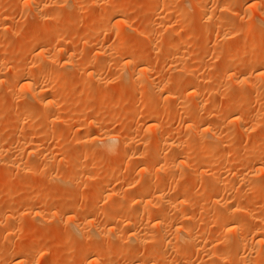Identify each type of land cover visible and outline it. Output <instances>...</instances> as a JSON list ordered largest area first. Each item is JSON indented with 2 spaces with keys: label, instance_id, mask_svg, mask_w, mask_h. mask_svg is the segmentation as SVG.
I'll return each instance as SVG.
<instances>
[{
  "label": "rangeland",
  "instance_id": "374dc122",
  "mask_svg": "<svg viewBox=\"0 0 264 264\" xmlns=\"http://www.w3.org/2000/svg\"><path fill=\"white\" fill-rule=\"evenodd\" d=\"M91 1L87 0V5L83 2L80 7L82 9H76L71 0L68 3L62 0H0V163L3 161L0 164V264H22L21 261H25L23 264H256L263 254L258 248L262 249L259 240L263 239L264 235L262 232L263 235L257 237L253 233L254 228L262 231L260 226L264 227V172L261 171L264 167V100L261 98L262 102H256L253 93L256 89L261 91L264 88V76L252 77L255 87L258 88L249 89V99L242 109L238 108L236 99L244 96L248 89L245 90L238 84V79L231 76H241L245 70L242 66L259 58L262 60L256 67H261L264 72V0H231L228 13L223 12L220 7L222 0H203L207 11L209 9L207 15H203L204 19L189 0L181 5L184 7L181 15L176 14L174 10L176 11L177 7L175 5L180 7L179 3L184 0H176V3H167L164 0H161L163 3L160 0H97L100 4L98 8L92 7ZM112 5L121 7L122 14L113 18V15L106 13L103 8L110 11ZM165 8L168 12H165ZM93 13L94 17L87 19ZM163 21L173 24L165 25ZM250 24L251 31L255 29V34L252 33L253 44L239 46V32L247 30ZM167 28H170L171 32ZM117 30L120 31V36L117 35ZM60 32L67 33L65 35ZM59 34L65 37L72 34V37L68 38L72 39L71 42L68 39L64 42L70 43L68 45L71 50L69 49L68 54L60 50L66 45L56 43L48 45L47 49H43L44 52L39 49L33 52V47L30 48L50 37L55 39ZM32 39L33 41H30ZM105 43L108 45H104ZM72 51L77 52L74 57L66 60L62 57ZM40 52L44 53L46 58L55 57L52 64L45 62V67L41 70L48 69L47 72L61 77L62 84L64 83L57 92L42 93L39 99L41 101L35 100L26 86L28 81L32 80L25 78V81L23 75L17 72L22 67L37 71L38 66H41L38 59ZM130 55L135 62L128 66ZM34 56L38 57L36 58L40 63ZM225 62H229L231 66L236 62L237 64L232 66L234 70L221 69L220 66ZM190 64H193L194 70L189 73L186 67ZM239 64L242 65L238 66ZM87 73L97 74L95 78L91 76L90 79L79 80L81 74ZM47 77L35 76V79L40 86L42 83L46 88L53 84V77ZM92 79L95 81L92 82ZM152 79L155 83H165L155 90ZM142 83L147 88L142 89ZM191 85L198 92L195 98L185 94ZM174 96L177 99L173 98ZM218 104L221 105L220 108L214 110ZM194 109H198V112ZM146 111L156 112L159 121L156 120V123L147 119ZM120 113L122 114L118 124L112 125V119ZM230 116L245 120L250 126L252 123L256 128L242 137L238 122L232 123L234 126L228 124ZM202 121H205V125H210L213 131L219 132L223 140L233 142L224 147L230 152V157H225L226 164L221 168L226 170L225 166L233 164L234 161L236 163L233 164L232 172L221 170V180L226 178V182L228 180L236 184L234 178L243 177L241 175L246 171L247 164L256 163L250 174L253 179L247 178L246 182V185L249 183L250 190L246 189L245 184V187L240 182L239 185L238 182L236 184L238 190L240 187V190H244L243 187L248 190L249 197L241 205L235 203L233 206L235 211L238 210V217L245 219L243 222V219L237 217L240 223L243 222L247 226L241 223L245 227L240 225L238 230L241 229L239 232L249 236L250 242H247L252 245L253 251L248 247V243V248L243 247L239 252L230 250L231 243L220 244L224 232L222 233L223 227L217 217L221 215L220 212H225V209L221 210V204H227L228 199L216 179L217 182L211 179L209 173L205 175L198 172L208 166L199 159L203 153V148L200 147V142H203L201 138L211 139V135L204 136L206 133L198 130ZM188 124H194L193 128L191 127L193 130L190 128L185 131ZM133 125L135 127L131 129ZM152 126L157 127L158 136L166 135L170 129H175L171 141L177 151L167 145L168 147L163 148L164 156L159 158L160 161L153 157V148L149 144L144 145L140 139L145 137L144 134L150 138L151 129H154ZM111 132L128 135L130 144L125 150L118 151V146L112 151L106 150L105 144H102L99 138ZM96 133L102 137H96ZM182 136L187 139H180ZM179 149L188 150L189 157L184 163L181 159H173L178 156ZM225 149L224 152H227ZM97 161L106 164L94 167L93 163ZM198 165L200 169L197 171ZM144 168L148 173L151 171L148 176L143 174ZM100 178L105 179L108 188V195L102 200L98 198L100 187L103 186L98 184ZM130 178L133 183L137 181L129 185ZM147 179L156 186L146 192L138 191L137 185ZM212 181L215 184H212ZM206 184H209L211 189H208ZM158 185H165V189L170 190L171 194L166 192L169 193L168 199L174 202H170L173 206L181 204L175 202L182 201V198L177 196L179 192L191 187L190 193L188 190L186 192L188 196L185 204L188 205L189 202L191 207L184 205L189 209L186 210L185 223L197 227L201 232V235L196 237L197 242L187 243L182 236L176 237L174 231L176 227L182 226L184 217L177 212V215L173 213L174 207H170L171 204L153 212L150 219L141 215L151 207L148 204L139 206V197L145 196L153 203L161 192L160 188H156ZM206 186L207 189L203 188ZM213 186L219 188L215 189ZM220 188L222 193L219 192ZM260 188H263L262 196L259 197H262V201L258 199L260 203H257V206L252 203L251 195L252 192L255 195V191ZM212 193V199L217 203L211 200ZM127 198L133 199V205L125 216L122 209ZM206 198L209 199L208 202ZM113 199L120 201L122 206L109 208ZM254 215L259 216V219ZM165 217L167 218L164 222ZM214 221H217L216 224ZM128 223H135L136 226L129 228L126 226ZM133 234L147 240V251L143 250V243L134 240ZM209 236L212 237L211 241H214H210L204 250L199 251L195 245L204 243V237ZM151 241L155 242L151 244ZM253 241L254 244L257 241L255 246ZM90 242L98 244V248L88 251L87 244Z\"/></svg>",
  "mask_w": 264,
  "mask_h": 264
},
{
  "label": "bare ground",
  "instance_id": "6f19581e",
  "mask_svg": "<svg viewBox=\"0 0 264 264\" xmlns=\"http://www.w3.org/2000/svg\"><path fill=\"white\" fill-rule=\"evenodd\" d=\"M33 1V0H32ZM35 1V0H34ZM39 1V0H38ZM72 1V6H74L76 9L78 8V9H82V8H80V7H82V4H83V2L85 3V2H87V0H71ZM91 1V0H90ZM154 1H158V0H154ZM161 1V0H160ZM159 1V2H160ZM165 2H167V3H176V0H164ZM182 1V0H181ZM180 1V2H181ZM187 2L188 0H184V1H182L181 3H179V1H177V3H179L180 4V7H179V5L177 4V5H175V6H177L176 7V11L174 10V12L177 14H180L181 15V13H183V10H184V7H182L181 5H183V2ZM189 1H191L190 2V4H192V5H194L195 6V9H198V11L200 12L199 13V15L200 14H202L201 16H203V15H207V12L209 11V9H208V11H207V6H206V3H204L203 2V0H189ZM188 1V2H189ZM62 2H70V0H62ZM61 2V3H62ZM89 2V1H88ZM92 2V1H91ZM102 2V1H101ZM162 2V1H161ZM160 2V3H161ZM224 2V3H223ZM230 2H231V0H222V5L220 6L221 7V9L223 10V12L225 11L226 13H228V12H230L229 11V7H228V4H230ZM33 3V2H32ZM159 3V4H160ZM163 3V2H162ZM60 4V3H59ZM86 4V3H85ZM88 4H90V3H88ZM256 4V3H255ZM87 5V4H86ZM90 5H92V7L94 6V8H98V6L100 7V4L98 3V1L97 0H93V2H92V4H90ZM167 5V4H166ZM33 6H34V4H33ZM57 6V5H56ZM102 6V5H101ZM104 6V5H103ZM110 6V5H109ZM185 6V5H184ZM73 7V8H74ZM43 8V7H42ZM41 8V9H42ZM93 8V9H94ZM103 8V7H102ZM170 8H171V6H170ZM186 8V7H185ZM103 9H106V13L108 12V14L110 13L111 15H113V18H115V17H118L120 14H122V9H121V7H119V6H113L112 5V7L110 8V11L108 10V8H103ZM169 9V8H168ZM220 9V10H221ZM35 10V9H34ZM171 10V9H170ZM173 10V9H172ZM230 10H231V8H230ZM39 11V10H38ZM42 11V10H41ZM168 12V10L165 8V12ZM232 11V10H231ZM95 14H96V9H95ZM36 13V12H35ZM185 13V12H184ZM37 14H38V12H37ZM41 14V13H40ZM39 14V16L41 17V15ZM43 14V13H42ZM94 13L92 14V15H90V16H88L87 17V19H91L92 17H94L93 15H95ZM172 14H173V12H172ZM218 14V13H217ZM50 15V14H49ZM49 15H47V16H49ZM175 15V14H174ZM38 16V15H37ZM46 16V15H45ZM51 16V15H50ZM227 16V15H226ZM43 17V16H42ZM109 17V16H108ZM249 17H251V16H249ZM175 18L177 19L178 17H176L175 16ZM202 18V17H201ZM214 18V17H213ZM212 18V19H213ZM39 19V18H38ZM165 19V18H164ZM163 19V20H164ZM182 19H183V17H182ZM203 19H204V16H203ZM209 18H207V20H208ZM211 19V20H212ZM83 20V19H82ZM86 20V19H85ZM115 20V19H114ZM245 20V19H244ZM181 21V20H180ZM248 21V20H247ZM120 22V21H119ZM163 22H165V25H168V24H170V26L173 24H171V23H166V21H163ZM169 22V21H168ZM173 22V21H172ZM250 22V21H249ZM159 23V22H158ZM161 24H162V22H160ZM249 24V23H248ZM164 25V24H163ZM163 25H161V26H163ZM164 25V26H165ZM214 25V24H213ZM160 26V25H159ZM158 26V27H159ZM169 26V27H170ZM174 26V25H173ZM172 26V27H173ZM186 26V25H185ZM249 26V27H248ZM247 27V30H245L244 29V31H243V29L241 30V31H243V32H239V41H238V45L239 46H244V45H250L251 46V44H253L252 42H253V40H252V33L253 34H255L254 32H255V29H254V31L252 32L251 31V24L250 25H248ZM167 27V26H166ZM165 27V28H166ZM171 27V28H172ZM181 27L183 28L184 26L183 25H181ZM262 27V26H261ZM131 28V27H130ZM186 28V27H185ZM243 28H245V27H243ZM107 29V28H106ZM117 29V28H116ZM116 29H114L115 31H116ZM132 29V28H131ZM170 28H167V30H169ZM173 29L175 30V32H176V29L173 27ZM178 29V28H177ZM258 29H260V27L258 28ZM109 30H111V29H109ZM154 30V29H153ZM174 30L172 31V32H174ZM178 30H180V29H178ZM75 31V30H74ZM134 31V30H133ZM166 31V30H165ZM58 32V31H57ZM68 32V31H67ZM66 32V33H67ZM70 32H71V30H70ZM119 32L120 31H118L117 30V35L118 36H120V34H119ZM124 32V31H123ZM122 32V33H123ZM170 32H171V29H170ZM178 32V31H177ZM180 32V31H179ZM59 33V32H58ZM61 33V32H60ZM63 33H65V32H63ZM63 33H61V34H63ZM66 33H65V35H66ZM76 33H78V32H76ZM76 33H72L73 35H77ZM114 33V32H113ZM125 33V32H124ZM128 33V32H127ZM72 34H70L69 35V37H72ZM129 35V34H128ZM56 36V35H55ZM122 36H124V35H122ZM121 36V37H122ZM54 37V36H53ZM67 37V38H66ZM64 36V35H58L55 39H52L51 37L50 38H48V39H46L45 41H43V43H41L40 42V44H38V45H35V46H30V48H32L33 50V52L35 51V50H42V52H44L45 50H43V49H45L48 45H53L54 43H56V45H61V46H65V47H63V48H61L60 50H61V52L63 51H65V53L67 52V54H68V52H69V49H70V46L68 45V43L69 42H71V40L70 39H68L69 37L68 36ZM97 37V36H96ZM117 37V36H116ZM125 37H127L126 35H125ZM74 38L75 37H73V40H74ZM123 38V37H122ZM157 38V37H156ZM67 39L68 40H70L67 44H64V42L66 43L67 42ZM155 40V39H154ZM238 40V39H237ZM30 41H33V39L32 40H30ZM96 41V40H95ZM151 41V40H150ZM158 41V40H157ZM34 42H35V40H34ZM39 42V41H38ZM89 43V42H88ZM165 43V42H164ZM170 43V42H169ZM32 44V43H31ZM70 44V43H69ZM155 44V43H154ZM154 44H153V46H154ZM30 45V42H29V44H28V46ZM67 45L69 46V48L67 47ZM104 45H106V43L104 44ZM108 45V44H107ZM106 45V46H107ZM164 45V44H163ZM106 46H104V47H106ZM160 46H162V45H160ZM58 47V46H57ZM235 47V46H234ZM48 48V47H47ZM46 48V49H47ZM54 48H56V47H54ZM115 48V47H114ZM161 48V47H160ZM58 49V48H57ZM96 49V48H95ZM116 49V48H115ZM236 49V48H235ZM71 50V49H70ZM73 50V49H72ZM111 50V49H110ZM118 50V49H117ZM49 51V50H48ZM81 51V50H80ZM59 52V51H58ZM83 52V51H82ZM118 52V51H117ZM116 52V53H117ZM41 53V52H40ZM57 53V52H56ZM89 53H91V52H89ZM44 53H41L40 54V56H42V57H40V56H36L38 59H40L39 61L41 62V66H43V67H41L40 66V68H39V66H38V68H37V71H33L32 69H28V68H26V67H22V68H20L19 70H17V72H20L22 75H23V78H24V80L26 81V79H28V80H32V81H28V83L26 84V86L28 87V89H29V91L32 93L31 95H32V97L35 99V100H39L40 99V97H42L41 95H42V93L43 94H49V93H53V92H57L60 88H62V86L64 85V83L62 84V82L63 81H61V77L60 78H58V77H55V74L54 73H52V72H50V71H46V70H48V69H46L45 71H42L43 69H44V65H45V62H48L47 64H52V62H54L55 61V57H53V56H48L47 58L46 57H44V55H43ZM67 54H64V55H66V56H62V57H64V59L66 60V59H68V58H70V57H74L76 54H77V52L76 51H72V52H70L69 53V55H67ZM52 55V54H51ZM86 55H88V54H86ZM99 55V54H98ZM104 55V54H103ZM31 56H33V55H31ZM30 56V57H31ZM46 56V55H45ZM29 57V58H30ZM35 57V56H34ZM35 57V60L36 61H38L37 60V58ZM90 57H92V55L90 56ZM129 59H128V61H127V63H128V66H129V64H131V63H133V61L135 62V59L130 55L129 57H128ZM62 59V58H61ZM92 59V58H91ZM90 59V60H91ZM93 59H95L94 58V56H93ZM134 59V60H133ZM70 60V59H69ZM101 60V59H100ZM175 60V59H174ZM262 60V59H261ZM260 58L259 59H254V60H252L250 63H248V64H244L242 67H244L245 68V70L243 71L244 73H242V74H240L241 76H237L236 74L234 75H232L231 76V78H234V77H236L238 80H237V82H238V84H241L244 88H245V90H247L248 89V91L246 92V94L247 93H249L250 91H249V89H252V88H255L256 89V87H255V84H254V82H253V80H252V77L253 76H255V75H257L256 77L258 78V77H260L261 75L262 76H264V72L261 70L262 68L261 67H256V66H258V64L260 63ZM26 61V60H25ZM30 61V60H29ZM28 61V62H29ZM38 61V62H39ZM2 62H4L3 60H2ZM39 62V63H40ZM67 62H68V60H67ZM92 62V61H91ZM105 62H107V61H105ZM104 62V63H105ZM230 62V61H229ZM229 62H225L223 65H221L220 66V68L221 69H226L227 70V68H231V69H233L234 70V68L233 67H235V65L237 64V62H236V64L235 65H230V63ZM38 63V64H39ZM72 63V62H71ZM84 63H86V62H84ZM88 63H89V61H88ZM93 63H94V61H93ZM3 64V63H2ZM43 64V65H42ZM28 65V64H27ZM55 65V64H54ZM53 65V66H54ZM78 65V64H77ZM86 65V64H85ZM91 65V64H90ZM179 65V64H178ZM240 65H242V64H239L238 66H240ZM48 66V65H47ZM46 66V67H47ZM92 66V65H91ZM102 66V65H101ZM100 66V67H101ZM127 66V65H126ZM144 66V65H143ZM183 66V65H182ZM181 66V67H182ZM187 66V65H186ZM2 67H3V65H2ZM11 67V66H10ZM14 67V66H13ZM29 67V66H28ZM59 67V66H58ZM80 67V66H79ZM1 68V67H0ZM41 68H42V70H41ZM64 68V67H63ZM237 68H239V67H237ZM241 68V67H240ZM13 69V68H12ZM75 69V68H74ZM144 69V68H143ZM146 69V68H145ZM2 70V69H1ZM11 70V69H10ZM36 70V69H35ZM55 71H56V69H54ZM95 70H98V69H96L95 68ZM192 70H194V66H193V64L191 65H189V66H187L186 67V71L187 72H191ZM218 70H220V69H218ZM58 71H59V69H58ZM61 71V70H60ZM77 71H78V69H77ZM92 71V70H91ZM1 72H3V71H1ZM54 72V71H53ZM65 72V71H64ZM83 72V71H82ZM133 72V71H132ZM261 72V73H260ZM13 73H15V72H13ZM81 73V72H80ZM98 73V72H97ZM96 73V74H97ZM102 73V72H101ZM1 74V73H0ZM93 74V75H92ZM92 74H81L82 76H80V78H79V80H85L86 78H89L90 79V77L91 76H93V78H95L96 76V74H94V73H92ZM99 74V73H98ZM72 75H73V73H72ZM71 75V76H72ZM80 75V74H79ZM133 76H134V74H132ZM132 75H131V77H132ZM138 75V74H137ZM143 75V74H142ZM35 76H37L38 78H41V77H50V78H52L53 77V84L50 86L49 85V87H44L43 85H42V83H41V86H40V84H38V80H36L35 79ZM70 76V77H71ZM47 77V78H48ZM75 77V76H74ZM99 77V76H98ZM97 77V78H98ZM136 77V76H135ZM143 77H145V76H143ZM1 78V77H0ZM21 78H22V76H21ZM26 78V79H25ZM76 78V77H75ZM133 78V77H132ZM152 78V77H151ZM254 78V77H253ZM34 79V80H33ZM98 79H100V78H98ZM98 79L96 80V81H98ZM135 79V78H134ZM23 80V79H22ZM23 80V81H24ZM45 79H43V81H44ZM79 80H77L78 82H79ZM93 80V79H92ZM153 80V79H152ZM157 80V79H156ZM41 81V80H40ZM83 81H81V82H83ZM88 81V80H87ZM91 81V80H90ZM95 80H93L92 82H94ZM140 81V80H139ZM255 81V80H254ZM65 82V81H64ZM141 82H143V81H141ZM141 82L139 83V85L141 84ZM145 83H146V81H144ZM23 83V82H22ZM80 83V82H79ZM147 83H148V81H147ZM146 83V84H147ZM152 85H153V87H154V89L155 90H157V88H159V87H161L162 85H164V83L165 82H163V81H160V82H156L155 83V81L153 80L152 82ZM45 84V83H44ZM259 84H260V82H259ZM149 85V84H148ZM151 85V84H150ZM151 85V86H152ZM240 85V86H241ZM256 85H258V84H256ZM261 85V84H260ZM142 89L143 88H147V86L145 85V84H143L142 83ZM262 87V86H261ZM242 88V87H241ZM258 88V87H257ZM188 89V90H187ZM186 90V93L185 94H188V95H190V96H192V97H196L197 96V93L198 92H196L195 91V88H194V86L193 85H191L189 88H187ZM264 88H262V90H263ZM134 90V89H133ZM260 90V89H259ZM259 90H257L256 89V91H255V93H253V95H255V96H253V98L255 99V100H257L256 102H258V100H260L261 101V98H262V100H264V92H262V90L261 91H259ZM140 91H141V89H140ZM151 91V90H150ZM159 91V90H158ZM29 92V93H30ZM142 92V91H141ZM152 92V91H151ZM78 93V92H77ZM154 93V92H153ZM163 93V92H162ZM149 94V93H148ZM175 94V93H174ZM173 94V95H174ZM183 93H181V95H182ZM224 94H226V93H224ZM244 95V96H241L240 98H238V99H236V104H237V106H238V108H240V109H242L243 107V105L245 104V102L249 99V98H247V96H248V94L247 95ZM250 94V93H249ZM27 95V94H26ZM29 95V94H28ZM126 95V94H125ZM172 95V94H171ZM177 94H175V96H176ZM179 95V94H178ZM44 96V95H43ZM173 97V98H176V97ZM46 97V96H45ZM221 97V96H220ZM250 97V96H249ZM168 98H170L169 96H168ZM171 98H172V96H171ZM222 98H224V97H222ZM42 99V98H41ZM177 99V98H176ZM192 99V98H191ZM252 99V98H251ZM29 100V99H28ZM194 100V99H193ZM235 100V99H234ZM254 100V101H255ZM1 101V100H0ZM39 101H41V100H39ZM118 101V100H117ZM175 101V100H174ZM251 101V100H250ZM254 101H252V102H254ZM33 102V101H32ZM116 102V101H115ZM249 102V101H248ZM262 102V101H261ZM114 103V102H113ZM116 103H118V102H116ZM115 103V105H117ZM198 103V102H197ZM247 103V102H246ZM43 104V103H42ZM59 105V104H58ZM111 105H112V103H111ZM146 105V104H145ZM148 105V104H147ZM150 105V104H149ZM203 105V104H202ZM31 107H32V105H30ZM220 104H218V105H216L215 106V108H214V110H216V109H219L220 108ZM114 107V106H113ZM213 107V106H212ZM242 107V108H241ZM28 108V107H27ZM94 108V106L92 107V109ZM110 108V107H109ZM112 108V107H111ZM203 108V107H202ZM50 109V108H49ZM139 109V108H138ZM137 109V110H138ZM200 109V108H199ZM26 110V109H25ZM132 110V109H131ZM149 110V109H148ZM195 110V109H194ZM198 110V109H197ZM197 110H195V111H197ZM14 112V111H13ZM52 112V111H51ZM51 112H49V113H51ZM55 112V111H54ZM119 112V111H118ZM198 112V111H197ZM197 112H195V113H197ZM201 112H203V111H201ZM205 112V111H204ZM209 112V111H208ZM84 113V112H83ZM144 113V112H143ZM156 113V112H155ZM155 113H152V112H149V111H146V115L148 116V118L147 119H149V120H153V121H156L159 117H158V114H155ZM200 113V112H199ZM121 114L122 113H120V114H117L116 116H114V118L112 119V125H116V124H118V122H119V119H120V116H121ZM190 114V113H189ZM204 114V113H203ZM125 115V114H124ZM161 115V114H160ZM199 115V114H198ZM206 115H207V113H206ZM150 116V117H149ZM196 116V115H195ZM262 116V115H261ZM26 117V116H25ZM82 117V116H81ZM197 117V116H196ZM196 117H194V119H196L197 120V118ZM258 117V116H257ZM24 118V117H23ZM27 118V117H26ZM29 118V117H28ZM199 118V117H198ZM255 118V117H254ZM47 119V118H46ZM50 119V118H49ZM205 119V118H204ZM256 119V118H255ZM52 121V120H51ZM152 121V122H153ZM157 121H159V120H157ZM157 121H156V123H157ZM238 122V124H239V127L241 128V135H242V137L243 136H246L247 134L246 133H249L251 130H253V128H256V126L255 127H253L254 125H252V123H251V126L250 125H248V123H245V120H241V119H239V118H235V116H230L229 118H228V124H234V122ZM248 121V120H247ZM205 123V121H202L200 124V128H199V126H198V130H201V131H203L202 133H206V135H204V136H207V134H209V135H211V137H209V135H208V137L209 138H211L210 140H205V138H207V137H203V138H201V140H203V142H200V147H202L203 148V153H202V155H201V157L199 158L200 159V161H201V163H205V164H208V166H207V169H205V168H201L200 169V165H198L197 167H196V170L199 168L200 170L198 171V172H200V174H205V173H209L210 174V176H211V179L213 180H215L216 182H217V184H219V187H222L223 189L222 190H225L224 191V193L227 195V199H228V201H227V204H225L226 206H224V204L222 205L221 204V210H223V209H225V212L223 213V212H220V216L218 215V217L217 218H219L218 219V222L220 223V225L223 227V231H222V233L224 232V235L222 234V242H220V244L222 245V244H226V243H231V249L230 250H232V251H237V252H239V250L242 248L243 249V247H246V245H247V243H248V245H249V239H248V235H246V234H244L242 231H240L239 232V230H241V229H239L238 230V228H240V225H241V223L242 224H244L245 226H246V224L245 223H243L244 222V220L245 219H243V217L241 218H239L238 216L239 215H237L238 214V212H237V214H236V211H238V210H234L233 208V206H234V204L236 203H239L240 205H241V203L243 202V201H245V200H247V198L249 197V191L248 190H246V189H249L248 188V184L246 185V182H247V178L248 179H250V178H252V176L250 175L251 174V172H252V168L255 166V164L252 162V164H247V167H246V171H244V173H243V171H242V173H240V174H242L241 176H243V177H241V179H239L238 177L235 179L234 178V180L236 181L235 183L237 184V182H238V185H239V182L241 183V185L243 184H245L246 186H247V188L245 189L244 187H245V185H244V187H243V189L244 190H240L241 189V187H240V189L238 190L237 188H236V186L238 187V185H236V184H234V183H232V182H228V180H227V182L225 181L226 180V178H222L223 180H221V178H220V176L222 175V174H220V173H222L221 172V170L223 169L224 170V168H221L222 167V165L223 164H226V160H225V157H227V156H229V154H230V152H228L224 147L226 146V145H228L229 146V144L232 142V141H230V140H223L222 139V136L219 134V132H216V130L215 131H213L214 129L213 128H211V126L209 127V126H207V125H205L204 123ZM155 123V124H156ZM206 123H207V120H206ZM226 123H227V121H226ZM254 123V122H253ZM197 124V123H196ZM227 124V125H228ZM232 124V125H233ZM237 124V123H236ZM101 125V124H100ZM99 125V126H100ZM194 125V124H193ZM193 125H191L190 126V124H188V126L187 125H185V126H187L186 127V129H185V131H188ZM98 126V125H97ZM154 126H156V125H154ZM234 126V125H233ZM248 126V127H247ZM250 126V127H249ZM135 127V125H133L132 127H131V129L132 128H134ZM153 127V126H152ZM230 127V126H229ZM154 129H151V132H150V129H149V132L151 133L150 135V138H147L146 137V135L144 134L143 136H145V137H141L140 139H141V141H142V143H144V145L145 144H149L152 148H153V157H155V158H157L159 161H160V159L159 158H161V156H164V154H163V148L164 147H166L167 145L168 146H170V147H173V144H172V141H171V138L173 137V135L175 134V129L174 128H172V129H170L169 130V132H167V134L165 135H163V136H161L160 134V136H158V132H157V127H153ZM193 128V127H192ZM191 128V129H192ZM54 129V128H53ZM97 129V128H96ZM130 129V130H131ZM148 129V128H147ZM183 129H184V127H183ZM188 129V130H187ZM195 129V128H194ZM226 129V128H225ZM97 130H99V128L97 129ZM158 130H159V128H158ZM180 130V129H179ZM178 130V131H179ZM193 130V129H192ZM256 129H254V131H255ZM42 131H44V130H42ZM100 131V130H99ZM148 131V130H147ZM182 131V130H181ZM185 131H184V133L183 134H185ZM197 131V130H196ZM226 131V130H225ZM42 134H43V132H41ZM46 133V132H45ZM143 133V132H142ZM180 133V132H179ZM196 133V132H195ZM50 134V133H49ZM98 133H96V135H97ZM104 134V133H103ZM187 134V133H186ZM218 134L221 136V138H220V136H218ZM245 134V135H244ZM181 135V134H180ZM101 136V135H100ZM99 135H97L96 137H100ZM149 136V135H148ZM177 136H179V135H177ZM186 136V135H185ZM102 137V136H101ZM180 137V136H179ZM187 137V136H186ZM180 139H182V140H185V139H187V138H184L183 136L180 138ZM208 139V138H207ZM247 142H249L250 140H249V136L247 137ZM251 139V138H250ZM99 140H101V142H102V144L104 143L105 144V146H106V150L109 152V151H112L114 148H116V146H118V151H122V150H125L126 149V147L128 146V144H130V142H129V140H128V135L127 134H121V133H115V132H111V133H105V135H104V137H102L101 139L99 138ZM132 140V139H131ZM234 140V139H233ZM244 140V139H243ZM31 141V140H30ZM85 141V140H84ZM94 141V140H93ZM97 141V140H96ZM138 141V140H137ZM88 142V141H87ZM92 142V141H91ZM181 142V141H180ZM43 143V142H42ZM85 143V142H84ZM199 143V142H198ZM233 143V142H232ZM93 144V143H92ZM180 144V143H179ZM96 145V144H95ZM143 145V144H142ZM175 145V144H174ZM181 145V144H180ZM34 146V145H33ZM40 146V145H39ZM38 146V147H39ZM93 146V145H92ZM97 146V145H96ZM167 146V147H168ZM187 146H188V144H187ZM35 147H36V145H35ZM182 147V146H181ZM43 148V147H42ZM98 148V147H97ZM173 148H175V146L173 147ZM177 148H179L178 146H177ZM95 149V148H94ZM176 149V148H175ZM190 149V148H189ZM224 149L227 151V152H224ZM96 150V149H95ZM104 150V149H103ZM180 150V149H179ZM178 150V151H179ZM247 150V149H246ZM40 151V150H39ZM176 151H177V149H176ZM190 151V150H189ZM243 151V150H242ZM105 152V151H104ZM143 152V151H142ZM165 152V151H164ZM175 152V151H174ZM239 152V151H238ZM241 152V151H240ZM239 152V153H240ZM245 152V151H244ZM166 153V152H165ZM177 153V152H176ZM179 154H178V156H176L175 158H173V159H181V162L182 163H184V161H186V159L189 157V155H188V150H185V149H182V150H180V152H178ZM229 153V154H228ZM234 153H236V152H234ZM120 154V153H119ZM123 154V153H122ZM138 154H139V152H138ZM163 154V155H162ZM241 154H242V152H241ZM236 155V154H235ZM240 155V154H239ZM15 156V155H14ZM65 156V155H64ZM108 156V155H107ZM118 156H121V155H118ZM125 156V155H124ZM135 156H137V155H135ZM139 156V155H138ZM140 156H142L141 154H140ZM139 156V157H140ZM166 156V155H165ZM233 156V155H232ZM237 156V155H236ZM251 156V155H250ZM128 157V156H127ZM138 157V158H139ZM230 157V156H229ZM7 158V157H6ZM11 158V157H10ZM118 158V157H117ZM133 158H134V156H133ZM167 158V157H166ZM228 158V157H227ZM226 158V159H227ZM129 159V158H128ZM132 158L130 157V160H131ZM140 159V158H139ZM165 158H163V160H164ZM185 159V160H184ZM46 160V159H45ZM101 160V159H100ZM224 160H225V163H224ZM244 160V159H243ZM1 161V160H0ZM228 161V160H227ZM230 162V160L228 161V163ZM238 162V161H237ZM1 163H3V161L1 162ZM0 163V164H1ZM91 163H93V162H91ZM137 163V162H136ZM227 163V164H228ZM233 164L234 163H236L235 161L234 162H232ZM82 164V163H81ZM105 162H100V161H97V162H94L93 163V166L94 165H96V166H105ZM233 164H228L227 166H225L226 167V170H224V171H226V172H228L229 173V171H231V169L232 168H234V165ZM245 163H243V165H244ZM197 165V164H196ZM237 165H239V164H237ZM245 166H246V164H245ZM95 167V166H94ZM168 167V166H167ZM242 167V166H241ZM244 167V166H243ZM147 169H142V172H143V174H146L147 176L149 175V173L151 172H149L148 173V170L146 171ZM233 170V169H232ZM261 171L262 172H264V167L263 168H261ZM117 172V171H116ZM141 172V173H142ZM197 172V173H198ZM225 172V173H226ZM232 172V171H231ZM119 173V172H118ZM148 173V174H147ZM153 173V172H152ZM156 173V172H155ZM133 174V173H132ZM140 174V173H139ZM249 174V175H248ZM252 174H254V173H252ZM206 175V174H205ZM208 175V174H207ZM239 175V174H238ZM135 176V175H134ZM136 176H137V174H136ZM223 176V175H222ZM249 176V177H248ZM139 177V176H138ZM239 177H240V175H239ZM88 178V177H87ZM126 178V177H125ZM132 178V177H131ZM130 178V179H131ZM134 178V177H133ZM230 178V177H229ZM86 179V178H85ZM129 179V180H130ZM142 179V178H141ZM225 179V180H224ZM253 179V178H252ZM88 180V179H87ZM108 180H109V178H108ZM173 180V179H172ZM213 180V181H214ZM251 180V179H250ZM250 180H248V181H250ZM255 180V179H254ZM85 181V180H84ZM96 181H97V179H96ZM131 182L129 183L128 182V184L129 185H132V184H134L135 183V181H137V180H135L134 181V183H133V181H132V179L130 180ZM213 181H212V184H215V183H213ZM230 181V180H229ZM95 182V181H94ZM107 182V181H106ZM109 182V181H108ZM140 182H142L141 180H140ZM209 182H211L210 180H209ZM208 182V183H209ZM86 183V182H85ZM98 184L101 186V185H103L102 187H100V190H99V192H98V198L99 199H101L102 200V198L104 197H106L108 194H107V190H108V188H106V184H105V179L104 178H100L99 179V181H98ZM211 183H210V185H212ZM216 184V185H217ZM251 184V183H250ZM154 185L155 184H153L152 182H150V180H146V181H144V182H142V183H139L138 185H137V187L136 186H134V188L136 187L137 188V190L138 191H140V192H146L149 188H152V187H154ZM207 186H208V189H211L210 187H209V184H206ZM240 185V186H241ZM156 186V185H155ZM165 186V185H164ZM163 185H158L156 188H160L161 189V192H160V195L159 196H157L158 198V200L156 199V201H154L153 203H152V201L150 200L149 201V199L147 200V198L145 197V196H142V197H139V203L138 204H140L139 206H145V205H150V210L149 211H147V212H145L144 211V213L143 214H141V215H143V217H145V216H147L149 219H150V217L152 218V215H153V212H155V211H158L159 209H161V208H164V206H165V208H166V205L167 204H171V203H174V202H171L170 201V199H168V197H169V193L167 194V192L166 191H168V192H170V190H167V189H165V187H164ZM205 186V185H204ZM207 186L206 187H203V188H206L207 189ZM264 186V185H263ZM107 187H108V185H107ZM189 187V186H188ZM187 187V188H188ZM214 187V186H213ZM219 187H214L215 189H217V188H219ZM249 187H251V185L249 186ZM191 188V187H190ZM190 188H189V190H190ZM130 189H131V186H130ZM185 189V190H184ZM183 190H181L180 192H179V195H177L178 197H180V199L182 198V201L181 200H177V201H175V202H180L181 204H180V206H176L175 204V206H173L172 204L170 205V207H174L173 208V213L175 212V214H176V212H177V214H179V215H181V217H184V220H183V222L181 223L182 224V226H178V227H176V231H174L176 234V237H177V235H180V236H182L183 238H184V240L186 239V241H187V243H189V242H197V239H196V237L198 236V235H201V232L198 230V228L197 227H195V226H189V225H186V223H185V221H187V220H185V219H187V217L185 218V216H187L186 214V210L189 208V207H191V204L188 202V205L187 204H185L186 202H187V196H188V193H186L187 192V190H186V188H184ZM200 189H202V188H200ZM262 189L263 188H260V190H258L257 192L255 191V195L253 194V192H252V195H251V193H250V195L251 196H253V202L252 203H254L255 205H257V203L259 204L260 202H259V200L260 201H262L261 199H262V197H261V199H259V197H260V195L262 196V192L264 191V189H263V191H262ZM174 190V189H173ZM188 190V192L190 193V191ZM250 190V189H249ZM252 190H254V189H251V191ZM215 191H217V190H214V192ZM176 192V191H175ZM209 192H211V191H209ZM219 192H221L222 193V191H221V188L219 189ZM204 193V192H203ZM202 193V194H203ZM264 193V192H263ZM170 194H171V192H170ZM200 194V193H199ZM216 194V193H215ZM224 194V196H226ZM136 195V194H135ZM190 195V194H189ZM209 195H211V194H209ZM208 195V196H209ZM138 196V195H137ZM147 196V195H146ZM206 196V195H205ZM212 197H213V193H212V195L210 196V198H211V200H214V199H212ZM103 198V199H104ZM190 198V197H189ZM205 198V197H204ZM192 199V198H191ZM259 199V200H258ZM125 200V199H124ZM205 200V199H204ZM206 200H207V202L209 201V199L208 198H206ZM106 202V201H105ZM171 202V203H170ZM195 202V201H194ZM205 202V201H204ZM212 202V201H211ZM210 202V203H211ZM214 202H216V200H214ZM121 202L120 201H118V200H111L110 201V204H109V208H117V207H119L121 204H120ZM217 203V202H216ZM215 203V204H216ZM202 204V203H201ZM205 204H206V202H205ZM212 204V203H211ZM215 204H213V205H215ZM132 205H133V199L132 198H127L126 199V202H125V205L123 206V209H122V214L123 215H127L129 212H130V209H131V207H132ZM187 206V207H185V206ZM220 205V204H219ZM238 205V204H237ZM122 206V205H121ZM222 206H224V208H222ZM239 206V205H238ZM258 206V205H257ZM217 207H218V205H217ZM239 208V207H238ZM241 208V207H240ZM17 209V208H16ZM144 209V208H143ZM168 209H170V208H168ZM237 209V208H236ZM171 210V209H170ZM189 210V209H188ZM169 211V210H168ZM106 212V211H105ZM136 212H138L137 210H136ZM188 212V211H187ZM35 213V212H34ZM169 213H171V212H169ZM176 214V215H177ZM125 215V216H126ZM155 215H157V214H155ZM170 215V214H169ZM175 215V216H176ZM178 215V216H179ZM209 215V214H208ZM202 216V215H201ZM211 216V215H210ZM255 216V218L256 219H259V216H256V215H254ZM180 217V218H181ZM216 217V216H215ZM240 219V220H242L243 222H241L240 223V220L238 219V218ZM261 217V216H260ZM142 218V217H141ZM166 218L167 217H165L163 220H164V222H165V220H166ZM179 218V219H180ZM195 218V217H194ZM38 219V218H37ZM191 219H193V217L191 218ZM211 220H212V218H211ZM149 221V220H148ZM194 221V220H193ZM137 222V221H136ZM215 222V224H216V222L217 221H214ZM138 225V224H137ZM157 225V224H156ZM161 224H159V226H160ZM178 225V224H177ZM244 225H241V227L243 226V227H245ZM126 226H128L129 228H134L135 226H136V224L135 223H133V224H129L128 223V225H126ZM141 226V225H140ZM208 226V225H207ZM216 226V225H215ZM263 226V225H262ZM142 227V226H141ZM155 227V226H154ZM247 227V226H246ZM256 227V226H255ZM259 227V226H258ZM138 228V227H137ZM156 228H157V226H156ZM200 229V228H199ZM260 229H262V231H260L258 228H254V232L253 233H255V235L258 237V236H262L263 234H261L262 232H264L263 230H264V227H261L260 226ZM134 230H136V229H134ZM154 230V229H153ZM220 230V229H219ZM247 230H248V228H247ZM97 231H99V230H97ZM252 231V230H251ZM250 231V232H251ZM160 232V231H159ZM203 232V231H202ZM220 232V231H219ZM101 233V232H100ZM221 233V232H220ZM99 234V233H98ZM161 234V233H160ZM172 234H174V233H172ZM100 235V234H99ZM134 235V234H133ZM133 235H132V237H133ZM150 235V234H149ZM203 235V234H202ZM135 237L137 236V235H134ZM141 236V235H140ZM134 237V240H136V242H141V244L143 243L145 246H143V250L145 251L146 250V247L148 246V245H146L147 243H146V241L145 240H143L141 237H139V236H137V237H139V238H135ZM217 237V236H216ZM219 237H220V235H219ZM263 237V239L261 238L260 240H259V243L260 244H262V249H263V244H264V235L262 236ZM148 238V237H147ZM211 236H209V237H204V239H203V241H204V243H200V244H198V245H195L196 247H198V250L199 251H202V250H204L205 248H206V246H208V244L207 243H210V241H211ZM256 238V237H255ZM260 238V237H259ZM129 239H131L130 238V236H129ZM174 239V238H173ZM93 240V239H92ZM180 240H182V239H180ZM221 240V239H220ZM89 241V240H88ZM156 241V240H155ZM154 241V242H155ZM214 241V239L211 241V242H213ZM219 241V240H218ZM247 241H249V242H247ZM85 242V241H84ZM154 242H152L151 241V244L152 243H154ZM181 242V241H180ZM254 242L255 241H253V244H254ZM107 243V242H106ZM150 243V242H149ZM85 244V243H84ZM105 244V243H104ZM141 244H140V246H141ZM151 244H149V246L151 245ZM250 244H252V241H251V243ZM256 244H257V241H256ZM256 244H254L253 246H255ZM109 245V244H108ZM247 245V246H248ZM100 246V245H99ZM105 246H107V244L105 245ZM252 245H249L248 247L250 248V250L251 251H253L252 249H254V248H252L251 247ZM155 247V246H154ZM179 247V246H178ZM248 247H246V249L248 248ZM259 247V246H258ZM95 248H98V244H91V242H90V244H87V250L88 251H94V249ZM252 248V249H251ZM257 248V247H256ZM255 248V249H256ZM86 249V248H85ZM147 249H148V247H147ZM261 250L260 251V253H263L262 255H264V250H262L260 247L258 248V250ZM54 251V250H53ZM88 251H86V252H88ZM143 251V252H144ZM147 251V250H146ZM257 251V250H256ZM142 252V253H143ZM244 252V251H243ZM54 253V252H53ZM141 253V254H142ZM217 254V253H216ZM258 254H259V252H258ZM262 255H260V257H259V259H257V262H256V264H264V257H261ZM246 256H244V258H245ZM244 258H242V260L244 259ZM249 259H250V257H248ZM253 258V257H252ZM246 259V258H245ZM245 259H244V262H245ZM187 260V259H186ZM253 260V259H252ZM95 261V260H94ZM189 261V260H188ZM246 261H249V260H246ZM256 261V260H255ZM22 262V264H23V262H25V261H21ZM250 262V261H249ZM185 263V262H184ZM247 263V262H246ZM255 263V262H254ZM253 263V264H254ZM250 264H252V263H250Z\"/></svg>",
  "mask_w": 264,
  "mask_h": 264
}]
</instances>
